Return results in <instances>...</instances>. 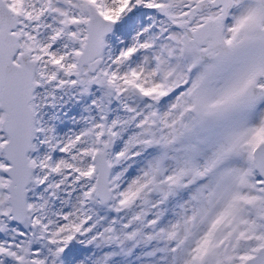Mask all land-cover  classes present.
<instances>
[{
  "label": "snow or ice",
  "instance_id": "obj_1",
  "mask_svg": "<svg viewBox=\"0 0 264 264\" xmlns=\"http://www.w3.org/2000/svg\"><path fill=\"white\" fill-rule=\"evenodd\" d=\"M0 264H264V0H0Z\"/></svg>",
  "mask_w": 264,
  "mask_h": 264
}]
</instances>
